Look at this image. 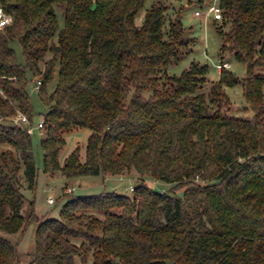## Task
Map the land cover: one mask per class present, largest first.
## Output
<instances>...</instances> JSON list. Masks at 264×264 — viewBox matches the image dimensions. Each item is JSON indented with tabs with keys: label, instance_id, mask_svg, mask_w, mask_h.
I'll return each instance as SVG.
<instances>
[{
	"label": "trees",
	"instance_id": "trees-1",
	"mask_svg": "<svg viewBox=\"0 0 264 264\" xmlns=\"http://www.w3.org/2000/svg\"><path fill=\"white\" fill-rule=\"evenodd\" d=\"M145 1L0 0L13 16L0 30V119L20 112L29 122L0 123V145L10 147L0 153V233L36 225L28 264H264V0H218L220 55L246 74L222 68L215 83L196 62L169 74L192 40L161 1L139 21ZM32 78L45 107L42 173L134 175L132 195H75L42 218L31 200L23 213L39 171ZM237 85L251 117L232 114L225 88ZM78 129L91 132L84 152L77 146L61 165L64 136ZM147 179L171 187L155 191ZM19 257L17 240L0 235V264Z\"/></svg>",
	"mask_w": 264,
	"mask_h": 264
},
{
	"label": "rangeland",
	"instance_id": "rangeland-1",
	"mask_svg": "<svg viewBox=\"0 0 264 264\" xmlns=\"http://www.w3.org/2000/svg\"><path fill=\"white\" fill-rule=\"evenodd\" d=\"M157 1H161L166 7V19H174L177 14H179V19L186 29V37L192 40L188 51V54L176 65H171L168 69L170 75L180 76V74L188 69L191 62H196L200 65H207L208 72L207 77L211 82H217L219 79V70L216 65L221 62L230 63L231 71L239 79L243 78L246 74L245 66L236 61L234 57L229 53H224L220 55V48L222 46V41L217 35L213 23L221 25V17L214 18L210 17H197L194 15V11L200 10L205 12L206 9L211 5H218V0H146L144 9L141 11L140 18L144 15L145 11L149 9ZM56 14L59 26H63V15L59 8L56 7ZM13 50L16 54L19 63H23V57L21 53V47L18 42L12 43ZM50 55L47 56L49 58ZM34 79V78H33ZM29 82L27 86V91L30 97L31 105L33 107V117H32V128H31V141L32 150L34 154V159L37 167L39 168L37 185L34 191L24 190L23 193L27 200L23 213H26L30 207L28 203L33 200V208L35 214L38 218L41 216H52L57 217L60 207L63 205L64 201L68 197H73L75 195H96L101 193L103 190L109 192H117L124 195H132L131 188L135 185L134 180L136 176H81L67 178L60 172L54 173L52 175H44L42 173V163H43V151L40 147V140L45 138L46 134L43 129L39 128V124L42 120V114L45 111L43 106L39 90L37 91L34 86L35 83ZM38 79V78H36ZM57 76L55 73L53 81L48 85L47 91L50 93L56 83ZM225 93L232 103V114L235 116L251 117L253 112L246 105L242 88L240 85L226 87ZM130 94H128L127 98ZM150 95L149 91L143 92V96L148 97ZM16 115L11 118L0 119V123L4 125L27 127L28 124L22 123L16 119ZM90 131L87 129L74 130L65 137V146L59 154V161L61 165L64 164L65 159L69 154L78 146L81 152H84L86 147L87 138L90 135ZM10 149L7 145H0V153ZM148 186L155 190H169L170 185L164 184L160 181H154L147 179ZM48 198L53 199V204L48 203ZM100 216V215H99ZM36 225L29 224L26 229L21 234L8 235L0 233L11 241L18 242V252H19V264H28L29 256L34 249ZM74 264H92L90 260L86 263H82L78 257H75Z\"/></svg>",
	"mask_w": 264,
	"mask_h": 264
},
{
	"label": "built area",
	"instance_id": "built-area-1",
	"mask_svg": "<svg viewBox=\"0 0 264 264\" xmlns=\"http://www.w3.org/2000/svg\"><path fill=\"white\" fill-rule=\"evenodd\" d=\"M221 14L220 8L218 5H211L209 6L206 11L203 13L200 10L195 11L194 15L197 17H210V16H214V18H219ZM13 22V16L11 14H7L3 11V9L0 7V30L4 29L5 27L11 25ZM217 69L220 71L222 68H226L229 69L230 68V63H219L216 65ZM33 79V78H32ZM31 82V81H30ZM32 82L35 83L34 88L38 91L40 86H41V81L40 79H36L34 78L32 80ZM16 119L21 121L22 123H26L28 124V119L26 118L25 115H23L20 112H17L16 114ZM132 190V188H131ZM48 203L49 204H53V199L52 198H48Z\"/></svg>",
	"mask_w": 264,
	"mask_h": 264
},
{
	"label": "crops",
	"instance_id": "crops-1",
	"mask_svg": "<svg viewBox=\"0 0 264 264\" xmlns=\"http://www.w3.org/2000/svg\"><path fill=\"white\" fill-rule=\"evenodd\" d=\"M199 1H201V0H199ZM195 11H197V9ZM195 11H194V13H195Z\"/></svg>",
	"mask_w": 264,
	"mask_h": 264
}]
</instances>
